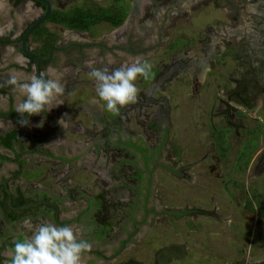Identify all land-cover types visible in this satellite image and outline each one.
Instances as JSON below:
<instances>
[{
    "label": "rangeland",
    "instance_id": "obj_1",
    "mask_svg": "<svg viewBox=\"0 0 264 264\" xmlns=\"http://www.w3.org/2000/svg\"><path fill=\"white\" fill-rule=\"evenodd\" d=\"M186 3L184 0H53L54 13L44 22L45 26L41 24L30 33L32 42L40 40L45 30L49 38L44 40L60 38V43H65L71 36L85 41V37L76 32L84 31L88 32L86 38L107 44H118L126 33L132 37L137 34L132 44H140L141 48L149 47L157 39L158 46L149 47L147 51L152 50L147 54L146 51L128 58L117 56L119 49L98 54V48L92 47L79 58L73 55L80 66L72 63L70 53H63L57 67L51 70L50 78L60 79L65 88L62 97L68 104L50 111L51 117L58 118L59 125L63 119L64 125L61 124L52 135L49 129V140L61 145L60 153L71 152L69 145L64 147L66 143L62 139L74 135L72 125L78 118L85 129L80 137L92 133L99 135L95 138V156L91 154L87 164L76 165L75 160H70L61 169L53 158L20 155L21 176L31 184L39 182L63 194L69 186H74L71 192L76 201L70 205L62 202L63 214L80 206V198L84 199L80 194L84 190L90 198L94 193H100L95 190L97 186L103 190L104 199L107 192L121 194L124 188L119 186L117 173L124 171L131 177L128 178L130 181H135L132 178L135 166L126 160L132 158L131 154L120 148L109 152L108 148L113 146H100L103 129L97 131V124L89 123L87 116L71 104L83 102L93 94L98 97L96 89L92 91L91 86L96 84L88 75L89 64L92 68H107L111 72L134 58H142L153 65L154 78L137 81L140 93L149 91L157 81L161 65L178 59L185 66L175 70L171 82L159 83L160 90L164 88L169 96L171 113L160 124L169 129L168 134L165 133L164 138L154 136L152 127L155 124L149 115V106L145 112L138 113L134 109L126 118L120 117L116 121L126 131L136 133L141 130L144 144L155 147L158 143L163 155L176 158L170 159L168 165L156 158V163L151 166L154 184H151L147 204L152 206L149 203L152 204L155 197V210L159 211L149 212L148 221L143 225L146 230L128 254L135 263L146 264L154 258L159 246L179 241L186 246V253L179 259L172 258L169 264H264V41L260 40L264 36V0H190ZM21 11L14 9L15 16H20ZM39 11L38 7L24 9L25 18L19 27H25ZM230 26L248 32L239 30L237 34L231 29L224 30ZM72 28L74 33L68 32ZM208 53L212 55L206 56ZM5 54L0 59L2 67L8 63ZM189 54L195 57L194 61L186 56ZM199 58L208 61L202 71L197 69ZM11 73H15L12 68L0 71L3 84ZM32 75L29 73L30 77ZM242 86L251 88V94L244 93L246 100L241 99ZM218 94L238 106L234 121L240 124L239 127L229 124L224 115L215 113L224 107ZM6 105L7 101L0 96V107ZM111 116L116 118V114ZM52 118L46 120V125L51 124L50 128ZM26 120L24 144L29 142V136L38 132V118L29 116ZM12 124H15L13 120H5L0 129ZM47 150L55 153L54 148L47 147ZM94 157L100 160L101 168L91 167ZM101 171H107V175L103 177ZM55 181L67 182L66 188L60 191ZM136 196L133 192L130 200L136 201ZM66 199L64 196L62 200ZM184 209L188 213H182ZM116 211L111 210L110 219L115 218ZM98 215L109 221L107 216Z\"/></svg>",
    "mask_w": 264,
    "mask_h": 264
},
{
    "label": "flooded vegetation",
    "instance_id": "obj_2",
    "mask_svg": "<svg viewBox=\"0 0 264 264\" xmlns=\"http://www.w3.org/2000/svg\"><path fill=\"white\" fill-rule=\"evenodd\" d=\"M49 1L51 8L48 15L41 23L35 26L30 33L41 24L45 26L44 22L51 19V14L53 13L52 8L56 7H52L53 0ZM219 1L222 2L225 0ZM184 3H186V0H184ZM189 3L190 0H188L186 4ZM30 7H38L40 10L39 15L33 17L28 24L26 23L27 25H25V27L23 26L20 28V23L25 18L24 9ZM7 9L8 11H6ZM14 9H22L21 15L16 17ZM44 10L45 3L41 0L1 1L0 32L3 34L0 35V59H2V56L6 53V60L8 63L5 67H2V64H0V71L12 68L20 77H28L29 73H31L37 76L43 74L45 78H50V70L57 67V61L62 58L64 55L63 53H70L72 63L76 64V66H80L78 63H75L77 60H74L73 55L74 57L79 58L84 54H87L92 47L98 48V54L111 50L116 52V49H119L116 55L121 58H128V56L133 57L138 56L139 54L142 55L149 49V47L154 48L155 45L158 46L157 39L149 47L141 48L139 47L140 44H132V42H134L133 40H135L133 38L137 34L132 37V35H127L126 33H124L125 35L120 39L118 44H107L105 41H96L86 38L88 32L84 31L76 32L77 34H82L83 37H85V41H78V39L70 36L69 41L60 43V38L57 40L54 38L44 40L45 38H49L46 37L48 32L45 30L46 33H43L40 40L37 42L33 41L35 44L29 38L30 33L27 35L25 48L31 53H26L22 49V35L28 26L43 14ZM251 12L254 13L253 11ZM253 21H255V19ZM234 24L236 23L234 22ZM226 28H224L225 31L231 29V31H234L232 33L237 34L239 30H241L242 33L248 32L237 26H235V28L231 26L227 29ZM74 31L75 30L72 28L68 32L74 33ZM260 40L264 41V36H262ZM1 45H3L2 47H4V49ZM150 51H147L145 54ZM220 51H223V49H220ZM211 55L208 53L206 56ZM186 56L191 58V60H193V58L195 59V57L190 56V54ZM205 61H203L202 58H199L197 66L198 71H202V64H206ZM184 66L185 64L178 59L171 64L161 65L162 69L157 76V81L150 86L149 91L142 90L138 95L137 102L124 106L118 113L117 119L119 120L120 117L126 118L134 109H136L138 113L145 112L149 106V115L153 118L155 124V127H152L155 133L154 136L164 138L165 133L168 134L169 129L165 126L161 127L160 124L168 118L171 109L169 106V96L165 93L164 88L160 90L161 84L159 85V83L165 81L171 82V76L174 74L175 70ZM167 78H170V80ZM3 83V80H0V85H4ZM245 85H247V83H245ZM250 90L251 88L246 86L241 87L242 92L239 93L242 96V100L247 98L244 96L245 92H247V95L251 94L249 93ZM235 94L238 93L236 92ZM0 96L4 97L7 101L6 107H0V121L2 123L5 120H13L15 122V124L0 129V264H5V260L8 259L5 253L14 247L15 241L32 234L31 230L26 226L25 221H30L33 227L44 222H53L57 225H72L81 230V238L91 245V251L85 254L84 264H142L141 261H136L135 263V260L132 259L128 253L130 252L132 245L137 246L136 240H138L139 236L146 230H144L143 225L148 221L147 216L149 212H154V210H148L147 206L144 204H138L135 207L132 206L131 209L128 210L126 204H131V202L127 201L126 203L121 194H112L111 192H107L106 194L105 192V196L107 197L104 199V192L102 190L100 195L95 196L93 194L94 197L90 198L87 195L88 191L84 190V193L80 194L84 197V199L80 198V206H74L73 209L66 210L63 214L64 210L62 202L70 205L72 202L76 201L75 199H72L73 194L71 192L74 189V186L68 185L69 187L66 194H63V192H60V194L39 182L31 184L30 181H27V178L21 176L22 164L19 160L20 155L38 154L42 156L43 159H47V157L50 159L53 158L55 165H60L58 168L64 169V167L67 166L70 158L68 156H63V153L59 152L63 150L60 147L61 145L50 142L47 137L48 131L45 125L47 118H52L51 113L45 110L40 115H34L38 118V132L35 135L29 136V138H27L29 142L24 144L23 142L25 139L23 135H25L24 131H27V126L25 124L23 127L21 121L26 120L29 115L25 114L22 117L16 111L18 99L17 95L12 91V86L0 87ZM223 97V95H220L218 100L221 104L223 103L224 107L221 106L220 110L215 113L218 115H224L226 120L227 117H229V119L239 127L240 124L234 121L236 111L239 109L238 106H234L232 102H229L228 99ZM60 98H62V96ZM24 99H26V97H21V101ZM55 108L57 107H54L53 109ZM41 124L42 126H39ZM77 124L74 123L72 127L76 129ZM57 128H59L58 118H52V128H50L51 135L52 133L55 134ZM105 130L106 128L101 131L104 132ZM138 135V140L144 145L145 151L147 152V150H151L150 154L155 162L157 158L158 160L161 159V163L164 165H168L170 159H176L173 155H163L161 146H158V143H156L155 147H151L149 144H144L145 139L143 138L141 130L138 132ZM100 146L107 147V144H100ZM47 147L52 150L54 148L55 153H49ZM59 148L60 150H58ZM108 149V151L111 152L116 148L109 147ZM58 168L57 170H59ZM121 172L122 173H117L118 183L120 184L119 186H127L128 189H130V183H132V181L128 178L131 177L125 175L124 171ZM132 178L135 179V176H132ZM105 182L108 183L106 180ZM66 183L67 182L64 181H55V184L59 187L60 191L66 188ZM64 196L67 198L65 201L62 200ZM112 209H117L118 211L115 212V218L110 219V212ZM185 211L188 213V210L185 209L182 213H186ZM130 212H132V215H130ZM100 213L103 214V216H107L109 221L102 218V215L99 216L98 214ZM110 221H114V224L111 225ZM25 228L27 229L25 230ZM170 244H176V246L167 250L166 248ZM185 253L186 246L181 242H168L161 247L159 246L154 258L146 264H169L172 258L179 259Z\"/></svg>",
    "mask_w": 264,
    "mask_h": 264
},
{
    "label": "clouds",
    "instance_id": "obj_3",
    "mask_svg": "<svg viewBox=\"0 0 264 264\" xmlns=\"http://www.w3.org/2000/svg\"><path fill=\"white\" fill-rule=\"evenodd\" d=\"M88 67L91 69L89 77L95 80L99 101L103 102L106 111L114 114L137 102L140 78L144 81L154 78L153 65L140 57L111 72L107 68H92L91 64ZM3 86H12L18 99L16 111L22 117L25 114L40 115L45 110L50 112L63 104L58 98L63 96L65 88L59 78H45L43 74L20 77L11 73L5 84L0 85ZM21 97L26 99L21 101ZM60 123L64 125L63 119ZM25 224L32 234L15 241L14 247L5 253L8 257L5 264H84L85 254L91 251V245L81 238V230L72 225L44 222L33 227L30 221Z\"/></svg>",
    "mask_w": 264,
    "mask_h": 264
},
{
    "label": "crops",
    "instance_id": "obj_4",
    "mask_svg": "<svg viewBox=\"0 0 264 264\" xmlns=\"http://www.w3.org/2000/svg\"><path fill=\"white\" fill-rule=\"evenodd\" d=\"M204 66L205 64H202V68H204ZM91 87H93L92 91L94 92L96 89V86H91ZM58 99L63 101V104H61L62 106L64 107L67 106L68 101L66 99H64L63 97L62 98L59 97ZM71 106L78 108L84 116H87L86 118L88 119L89 123L97 124L98 126L97 131H100L101 129L106 128V130L103 132L102 139L99 140V144L101 145L107 144V146H113L114 148H120V150L129 152V154H131L132 158L126 159V160H130V162H132L133 165L135 166L136 171L132 175V176H135V179L133 178L135 181L130 183L131 189H128L127 186H122V188L124 189L123 190L121 189L122 198L126 201V203L127 201L131 202L130 204L131 206L129 204H126L127 205L126 208L129 210L131 209L132 206L135 207L138 204H144L147 206L148 210L153 209L154 211H156L155 209H156L157 203H156L155 197L154 199H152V204L149 203V205H152V206L149 207L147 204V201L150 195L151 184H154L153 180L151 179L153 176L151 166H153L156 162L152 159V156L150 154L151 150L149 151L147 150L146 152L144 149V145L139 142L138 132L135 133L134 131H126L124 128H120L121 127L120 124L118 125L116 123L118 114H116V118L115 116H111L114 113H110L106 111L103 105V102L99 101V98L95 96L94 94L90 97L85 98L83 102L81 101L72 102ZM76 119L74 123L76 124L79 123L80 125L77 124V128L73 130L72 133H74V135L71 138H68L67 140L62 139L66 143L64 146L69 145V147L71 148V152L66 153V151H64L62 155L68 156L70 158L69 161L75 160L76 165H79L80 162L87 164L85 162H88L90 160L89 158L90 155L93 154V156H95L96 146H97V144H95L96 142L95 138L98 137L99 135L95 136V133H92L91 136L88 134L86 136H83L84 138L80 137V135L82 136V132L85 129L81 125V122L79 121V119L78 120ZM112 123L114 124L112 125ZM50 126H51L50 123L46 125L47 131L50 129ZM48 132H47V137L49 138L50 135H48ZM96 157H94V160H95L94 162L96 163L94 164V162H91L92 164L91 167L94 169H99L101 168V165H99L100 160H97ZM150 171H151V175H150ZM101 172L103 174V177L107 175V171H104V172L101 171ZM134 184L138 186L134 187ZM96 189L97 191L101 192L98 186L95 187V190ZM130 190H132L135 194H137L136 201L138 203L135 204L136 202L135 199L133 201L130 200L131 194L133 193ZM94 195L97 196V195H100V193H94ZM130 215H132V212H130ZM110 224L113 225L114 221H110Z\"/></svg>",
    "mask_w": 264,
    "mask_h": 264
},
{
    "label": "water",
    "instance_id": "obj_5",
    "mask_svg": "<svg viewBox=\"0 0 264 264\" xmlns=\"http://www.w3.org/2000/svg\"><path fill=\"white\" fill-rule=\"evenodd\" d=\"M42 2L45 3V10L43 12V14L37 19L35 20L32 24H30L28 26V28L24 31L23 35H22V49L23 51H25L26 53H31L29 51L26 50L25 48V40H26V37L27 35L30 33V31L35 27L37 26L39 23H41L45 18L46 16L48 15L49 11H50V8H51V4H50V1L49 0H41ZM227 121L229 123H231L232 125H235L237 126V124L233 123L229 117H227ZM176 244H170L166 249L167 250H170L171 248L175 247Z\"/></svg>",
    "mask_w": 264,
    "mask_h": 264
},
{
    "label": "trees",
    "instance_id": "obj_6",
    "mask_svg": "<svg viewBox=\"0 0 264 264\" xmlns=\"http://www.w3.org/2000/svg\"><path fill=\"white\" fill-rule=\"evenodd\" d=\"M54 13V12H53ZM52 15V14H51ZM73 24H76L75 22H72Z\"/></svg>",
    "mask_w": 264,
    "mask_h": 264
},
{
    "label": "built area",
    "instance_id": "obj_7",
    "mask_svg": "<svg viewBox=\"0 0 264 264\" xmlns=\"http://www.w3.org/2000/svg\"><path fill=\"white\" fill-rule=\"evenodd\" d=\"M130 174L132 173L131 171H128Z\"/></svg>",
    "mask_w": 264,
    "mask_h": 264
},
{
    "label": "bare ground",
    "instance_id": "obj_8",
    "mask_svg": "<svg viewBox=\"0 0 264 264\" xmlns=\"http://www.w3.org/2000/svg\"><path fill=\"white\" fill-rule=\"evenodd\" d=\"M205 71V70H204ZM204 73V72H203Z\"/></svg>",
    "mask_w": 264,
    "mask_h": 264
}]
</instances>
